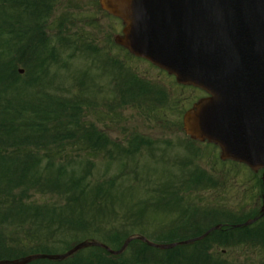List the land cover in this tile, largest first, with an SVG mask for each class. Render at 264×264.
I'll return each instance as SVG.
<instances>
[{
  "label": "trees",
  "instance_id": "1",
  "mask_svg": "<svg viewBox=\"0 0 264 264\" xmlns=\"http://www.w3.org/2000/svg\"><path fill=\"white\" fill-rule=\"evenodd\" d=\"M57 1L0 0V260L10 258L6 249L14 243L6 231L15 228L24 230L27 226L44 228L56 223V227L62 231L67 226L85 232L87 228L80 225V216L87 208L96 214L113 213V205L135 189L133 186L124 187L123 182L129 178L124 176V170L107 180L92 182L94 163L85 158V154L95 157L100 152L104 160L109 163L119 161L123 166L128 160H138L144 149H149L146 152L149 155L154 144L139 133L130 134L124 145L115 144L112 138L87 120L86 115L94 107L85 99L76 95L67 98L51 91L48 74L50 68L56 65V58L51 53L50 42L43 39V33ZM14 47L21 57L27 54L28 64L23 62V58L17 65L14 63ZM48 55L51 60H48ZM18 66L22 67L23 76L18 74ZM114 83V103L119 109L131 105L146 113L159 110L168 112L180 105V98L175 94L168 98L160 87L140 80L132 73L115 79ZM182 90L179 88V91ZM115 108H110V111ZM84 143L91 146L83 147ZM200 171L198 167L182 171V178L178 180L182 181L185 192L215 189L212 178ZM168 183H162L161 187ZM162 188L163 197H167V190ZM34 195L57 196L61 204L37 205L32 200ZM154 198L152 193L147 199H131L128 204V207L131 205L129 217L133 215L141 219L147 210L151 214L169 212L159 208L163 199L153 201ZM180 202L179 198L174 204ZM138 204L141 206L134 212L133 208ZM70 210V214L65 213ZM194 215V218L203 221L195 223L183 215L184 221L179 217L178 225L164 234L153 235L150 240L160 244L175 243L195 239L211 227L219 225L220 228L197 243L172 250L152 249L133 240L127 254L120 257H110L101 248H91L86 257L75 256L66 262L41 261L37 264H235L222 258L223 252L216 249L226 251L254 244L264 249V229L254 234L249 228H231L240 225L241 220L236 219L230 210H207ZM99 231L95 229V232ZM178 231L184 233L179 234ZM256 234L259 236L256 239L258 243L252 239ZM102 236V242L115 250H119L123 241L132 237L124 229H111ZM30 250L32 253L49 251L41 247ZM260 264H264V260Z\"/></svg>",
  "mask_w": 264,
  "mask_h": 264
},
{
  "label": "rangeland",
  "instance_id": "2",
  "mask_svg": "<svg viewBox=\"0 0 264 264\" xmlns=\"http://www.w3.org/2000/svg\"><path fill=\"white\" fill-rule=\"evenodd\" d=\"M61 3L62 5L56 6L53 11L54 15L50 17L46 25V30L43 33V39L46 42H50L51 47L55 43L51 41L52 38L55 40L54 38L58 34L61 36L62 45L65 50L71 47L69 46V41H77L78 46H80L82 41L90 42L91 40H95L98 50L102 51L103 49V51H108L110 58L115 57L118 61L123 62L124 67L127 69L130 68L139 75L147 76L149 79L156 81H162L166 86H169V89L174 91L175 97L180 98L178 100L180 105L168 112L159 110V112L152 111L146 113L143 109L136 110L130 105L125 109H117L114 112H110L104 107L98 109L97 113H88V121L106 130L109 136L115 141L124 143L132 133H140L147 138L156 140L157 144L151 148L153 156L144 155L138 161L128 160L122 166L129 177L123 182L124 187L133 186L135 190H130V195L125 194L123 199L121 198L119 202L113 205L115 211L113 213H106L104 215L96 214L87 208L80 216V225L83 224L87 228L86 232H82L81 230L75 231L73 228L67 226H64L63 228L67 229L62 231L56 227V223L48 224L44 228H38L36 226H27L24 227V230L15 228L12 231H6L9 237L14 240V243L8 246L11 248H19L26 253H30L28 251L29 248L43 243L47 249L51 250L49 254H63L67 251L68 245L72 246L78 242H88V240L102 242V235L111 229H124L130 234H138V230H142L145 234L144 236H149L153 231L170 226L178 217L179 210L185 208L186 205L191 209L196 207L203 208L206 205L238 207L239 204L249 203L253 186L250 181L248 182L247 178L249 175L245 170L240 169L237 171L233 165L227 162L223 164L224 166L217 163V160L219 161L218 151L210 147L209 144H201L203 148H199L200 156L198 158L191 156L182 145L185 141V136L182 133V113L189 109L197 99L202 98L204 93L200 94L197 90L193 92L192 88L179 91L175 80L169 77V75L151 67L144 60L142 61L136 57H130V60L124 50L122 51L116 48L113 43V37L121 34V21L105 17L102 13H99L97 0H61ZM12 16L13 14H11ZM67 17H71V19L68 20ZM64 18H67L69 24ZM59 19L61 26L58 28L56 26ZM66 33L68 35H65ZM58 50L51 52L54 58H56ZM13 54L15 53L13 52ZM101 55L97 54L95 55L96 57L91 56L88 58L85 54L78 53L74 58L69 60H66L64 56L62 61L66 62V69L59 67L60 61H58L57 65L50 68L48 80H50V86H52L51 91L59 95L62 94L67 98L76 95L92 103L96 100L103 103H110L113 99V94L110 93L111 87L108 77L111 72L107 69L108 73L106 72L102 76L100 69L102 66ZM47 58L51 60L50 55ZM15 59H17L16 54L15 57L13 56L14 61ZM28 63L29 61L26 62V64ZM116 72L120 77L121 73L117 70ZM79 80H82V87L80 89L75 87L78 90L70 91L72 83ZM74 92L75 94H73ZM164 142H170V147L164 146ZM86 157H89V155ZM92 160L95 161V168L92 169V182L107 179L118 174L120 171L119 161L109 163L103 159V156H95ZM190 162L201 167L209 174L212 173L217 176L224 174L226 179L225 184L219 186L216 190L196 189L188 194L186 193L184 199H182V203L177 205L172 204L167 207L171 211L167 215L159 214L155 217L153 215L149 216V214L142 216L141 219L133 215H131V218L129 217L128 211L131 205L128 207V204L132 198L138 200L143 197L142 199H147L153 193L155 196L153 201H159L165 195L163 194L164 188L162 187L170 189L169 194H167L168 196L171 194L173 196L176 192L175 186L178 185L177 175L184 169L190 170L187 167L188 164L190 165ZM227 172L230 174H227ZM173 173L176 174L174 178ZM170 178L172 180L171 183L161 187V184L169 181ZM135 183L138 185L141 184L143 190L139 189L138 186L136 188L134 186ZM131 194H133L132 197ZM32 200L37 205L47 203L50 206H58V204H61L60 198L50 195H34ZM140 206L139 204L138 207L134 206L133 211L137 212ZM68 212L65 213L70 214L71 210ZM132 220H138L140 222L136 223ZM192 221L196 223L202 222L203 220L192 217ZM96 228L100 229L99 233H94ZM178 232L179 234L184 233L183 231ZM216 250L220 253L223 252L222 258H226L229 263L232 262L235 264H260L262 262L260 260L264 255L263 252H259L257 249L246 245L231 248L226 251L223 248ZM20 252L22 251H16V253ZM79 255L80 258L86 257L88 250Z\"/></svg>",
  "mask_w": 264,
  "mask_h": 264
},
{
  "label": "water",
  "instance_id": "3",
  "mask_svg": "<svg viewBox=\"0 0 264 264\" xmlns=\"http://www.w3.org/2000/svg\"><path fill=\"white\" fill-rule=\"evenodd\" d=\"M99 7L123 22L117 44L175 76L178 84L209 95L183 116L185 134L218 145L222 161L245 164L254 172L263 169L264 180V0H99ZM209 233L175 244L140 240L167 250ZM129 242L117 252L82 242L64 255L0 264L66 260L89 247L120 255Z\"/></svg>",
  "mask_w": 264,
  "mask_h": 264
},
{
  "label": "flooded vegetation",
  "instance_id": "4",
  "mask_svg": "<svg viewBox=\"0 0 264 264\" xmlns=\"http://www.w3.org/2000/svg\"><path fill=\"white\" fill-rule=\"evenodd\" d=\"M251 198L253 201V206L255 207L253 214L251 215V219H255L256 221L254 222V224H257L259 225V227H262L264 226V214L261 215L262 204L264 203V188L261 191L253 190L251 193Z\"/></svg>",
  "mask_w": 264,
  "mask_h": 264
}]
</instances>
